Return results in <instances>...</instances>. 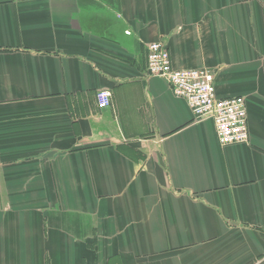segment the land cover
I'll use <instances>...</instances> for the list:
<instances>
[{"label": "crops", "instance_id": "obj_1", "mask_svg": "<svg viewBox=\"0 0 264 264\" xmlns=\"http://www.w3.org/2000/svg\"><path fill=\"white\" fill-rule=\"evenodd\" d=\"M156 42L246 100L247 143ZM0 264H264V0H0Z\"/></svg>", "mask_w": 264, "mask_h": 264}, {"label": "built area", "instance_id": "obj_2", "mask_svg": "<svg viewBox=\"0 0 264 264\" xmlns=\"http://www.w3.org/2000/svg\"><path fill=\"white\" fill-rule=\"evenodd\" d=\"M147 71L152 77L165 79L174 95L187 102L194 120L213 121L221 146L247 143L249 124L247 102L244 98H219L214 75L206 69H176L170 52L163 42L148 45ZM112 93L97 94L100 109L111 106Z\"/></svg>", "mask_w": 264, "mask_h": 264}]
</instances>
